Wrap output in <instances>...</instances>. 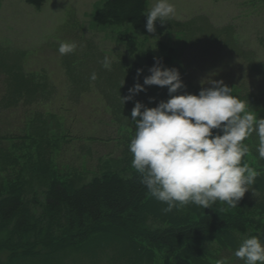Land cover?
<instances>
[{"label": "rangeland", "instance_id": "rangeland-1", "mask_svg": "<svg viewBox=\"0 0 264 264\" xmlns=\"http://www.w3.org/2000/svg\"><path fill=\"white\" fill-rule=\"evenodd\" d=\"M104 1L46 0L36 8L26 0H0L1 195L22 186L29 199L55 175L79 184L106 170L125 175L134 170L129 145L135 101L156 107L169 99L160 86H148L125 104L121 99L137 82L135 62L145 70L139 83L150 74L143 59L149 50L160 56L175 49V59L165 66L181 73L187 87L178 94H198L210 86L204 84L208 80H223L233 96L264 118V0H170L175 16L163 26L157 22L155 33L145 25H98L94 13ZM156 3L149 0L146 12ZM127 38L136 40V55ZM62 42L77 48L61 55ZM105 56L112 60L110 69L102 65ZM20 70L35 82L15 92L11 83ZM41 133L44 141L33 138ZM245 142L254 149L259 143L255 133ZM40 147L46 151L45 172ZM250 158L255 159L253 152ZM12 226L0 228V264H124L119 255L129 251L107 240L88 252H48L40 245L32 250L35 255L16 259L12 251L20 246Z\"/></svg>", "mask_w": 264, "mask_h": 264}, {"label": "trees", "instance_id": "trees-1", "mask_svg": "<svg viewBox=\"0 0 264 264\" xmlns=\"http://www.w3.org/2000/svg\"><path fill=\"white\" fill-rule=\"evenodd\" d=\"M26 1L36 8L46 2ZM148 1L105 0L96 9L94 20L98 25L130 24L142 28ZM127 47L131 54L138 53L135 39L127 38ZM175 57V49L169 48L160 56L149 50L143 59L150 68L156 58L166 65ZM141 68V63L135 62L132 74L137 76ZM21 71L11 83L15 92L35 82ZM37 137L39 141L46 138L44 133L33 136ZM249 148L242 163L255 169L258 176L236 208H227L218 201L212 208L190 204L164 214L162 209L167 205L157 201L141 184V174L135 169L128 175L106 170L79 184L55 175L29 199L22 186L8 187L7 193L0 194V228L12 223V233L18 236L16 247L20 246L12 248L16 259L35 255L31 252H37L40 245L48 252H88L113 240L129 248L119 255L124 264H217L218 260L244 264L234 255L243 239L258 236L264 241V160L259 159L256 149ZM39 151L40 168L45 172L46 151L41 147ZM251 152L255 159L250 158Z\"/></svg>", "mask_w": 264, "mask_h": 264}, {"label": "clouds", "instance_id": "clouds-1", "mask_svg": "<svg viewBox=\"0 0 264 264\" xmlns=\"http://www.w3.org/2000/svg\"><path fill=\"white\" fill-rule=\"evenodd\" d=\"M175 13L170 0H157L145 14L146 31L155 33L156 23L163 26ZM76 48L74 42H62L58 51L67 55ZM111 64V58L105 56L103 67L110 69ZM143 72L137 69V82L129 95L121 97L123 103L146 92L148 86L166 87L169 99L156 107L135 101L131 111L135 135L129 150L141 184L167 205L164 214L190 204L212 208L218 201L227 208L238 207L258 176L255 169L242 163L250 151L245 141L255 133L259 141L256 151L264 160V118H257L246 102L233 96L223 80L203 82L210 86L202 87L198 94H178L187 86L177 68H168L156 58L141 84ZM96 78L93 73L91 79ZM234 255L244 264H264V241L258 236L245 238Z\"/></svg>", "mask_w": 264, "mask_h": 264}]
</instances>
